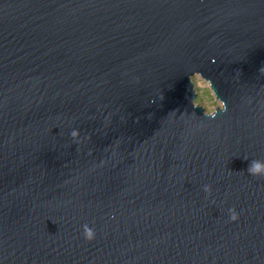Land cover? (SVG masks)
I'll return each mask as SVG.
<instances>
[{
    "label": "water",
    "instance_id": "water-1",
    "mask_svg": "<svg viewBox=\"0 0 264 264\" xmlns=\"http://www.w3.org/2000/svg\"><path fill=\"white\" fill-rule=\"evenodd\" d=\"M262 69L264 0H0V264H264Z\"/></svg>",
    "mask_w": 264,
    "mask_h": 264
},
{
    "label": "clouds",
    "instance_id": "clouds-1",
    "mask_svg": "<svg viewBox=\"0 0 264 264\" xmlns=\"http://www.w3.org/2000/svg\"><path fill=\"white\" fill-rule=\"evenodd\" d=\"M261 74L264 75V69L261 70ZM189 79H191L192 83L196 85V88L201 96L206 93L207 96L211 98V102L204 105H201L198 99H193L191 101L193 108L203 109L204 118L213 120L218 114L226 112V103L222 99L218 98L216 92L214 91L213 84L209 79L203 77V75L198 72L191 74ZM181 119H183V117H181ZM70 137L75 144L81 143L79 132L77 130L71 131ZM84 139L86 140L88 137H84ZM247 173L252 177L264 178V161H251L248 165ZM203 192L210 196L212 192L211 187L205 185L203 187ZM228 215L229 222H237L239 219V215L234 208L229 209ZM95 237L96 233L93 228H90L88 225H84L82 227V238L86 243L93 242Z\"/></svg>",
    "mask_w": 264,
    "mask_h": 264
},
{
    "label": "rangeland",
    "instance_id": "rangeland-1",
    "mask_svg": "<svg viewBox=\"0 0 264 264\" xmlns=\"http://www.w3.org/2000/svg\"><path fill=\"white\" fill-rule=\"evenodd\" d=\"M192 84H193V83H192ZM193 89H194V92H195V94H196L195 99H198V100H199V103H200L201 105H204V104H206V103H210V102H211V98H209V97L207 96L206 93H205L203 96H201V95L199 94V91H198V89L196 88V85H195V84H193Z\"/></svg>",
    "mask_w": 264,
    "mask_h": 264
}]
</instances>
